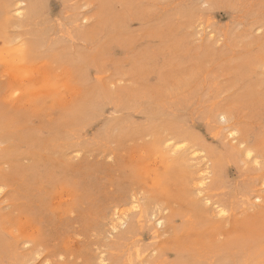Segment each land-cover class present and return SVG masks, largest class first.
Returning <instances> with one entry per match:
<instances>
[{
	"label": "rangeland",
	"instance_id": "rangeland-1",
	"mask_svg": "<svg viewBox=\"0 0 264 264\" xmlns=\"http://www.w3.org/2000/svg\"><path fill=\"white\" fill-rule=\"evenodd\" d=\"M14 1L0 0V264H264V0H30L21 28ZM38 71L55 85L31 84ZM170 134L207 150L204 194L157 149Z\"/></svg>",
	"mask_w": 264,
	"mask_h": 264
},
{
	"label": "bare ground",
	"instance_id": "bare-ground-1",
	"mask_svg": "<svg viewBox=\"0 0 264 264\" xmlns=\"http://www.w3.org/2000/svg\"><path fill=\"white\" fill-rule=\"evenodd\" d=\"M13 2H15L14 0H13ZM87 2V1H86ZM15 5L12 7V8H14L12 11H13V14L11 15V16H6L7 18V21L9 22V23H11V24H13V25H15L16 27H22L23 25H25L26 24V22H24L23 20H22V18H26L27 17V19L28 18H30V17H32V15H34L35 14V11H34V8H33V6H32V4H31V2H30V0H17V2L16 3H14ZM87 4V3H86ZM9 7H10V5H8ZM11 6H12V4H11ZM26 8V10H27V14L26 15H24L23 16V14H24V12H23V9H25ZM6 10H7V7L5 8ZM5 10V11H6ZM5 11H4V13H5ZM7 12V11H6ZM7 14V13H6ZM8 14H10V13H8ZM83 18H85V17H83ZM1 22V21H0ZM3 23H4V21H3ZM9 23H6L7 25H9ZM2 25V24H1ZM4 26V25H3ZM12 26V25H11ZM9 27H10V25H9ZM4 28H6V27H4ZM15 28V27H14ZM7 29V28H6ZM10 29V28H9ZM4 32H5V30H4ZM6 33H7V31H6ZM5 33V35L3 36L4 37V40L6 39V40H8V39H10V36L8 35V34H6ZM9 33V32H8ZM3 34V33H2ZM9 36V37H8ZM13 38H15L14 36H13ZM1 39H3L2 37H1ZM4 40H2V42L4 41ZM6 40H5V42H6ZM11 41H12V39H11ZM1 42V43H2ZM4 43V42H3ZM37 46V45H36ZM43 46V45H42ZM35 47V46H34ZM38 47H40L39 45H38ZM41 48V47H40ZM39 48V49H40ZM19 67V69H16V70H19V72H17L16 71V74L14 75V77L15 76H18V73H20L19 74V76L21 77V75H22V72H23V74H24V72L26 73V74H24V75H26V76H29V75H27V72H28V70H26V71H24V69H23V71H22V69H21V67L20 66H18ZM23 75V76H24ZM38 75L41 77V75L44 77V78H46L47 79V84H49L48 83V80H50V83L52 82L53 83V85L52 86H54L55 84V82H53V81H51V78L50 79H48V75L46 74L45 75V73H42V72H40V71H38L37 73H35V75H33L32 77H31V80H30V83L31 84H34V83H36V81L38 80ZM22 76V77H23ZM19 77V78H20ZM21 77V79H25V77H23L22 78ZM42 77V78H43ZM17 79H18V77H17ZM21 79H19L20 80V84L18 83V85H20L21 86ZM23 79V80H24ZM41 80V79H40ZM39 80V81H40ZM18 81V80H17ZM26 81V80H25ZM46 82V81H45ZM58 82V81H57ZM16 83V82H15ZM27 83V82H26ZM26 83H24V84H26ZM38 83H40V82H38ZM44 83V82H43ZM23 84V83H22ZM23 84V85H24ZM45 85H46V83H44ZM68 84V83H67ZM22 85V86H23ZM19 86V87H20ZM21 86V87H22ZM24 86H26V85H24ZM27 87V86H26ZM17 88V87H16ZM23 88V87H22ZM70 88H72V87H67V89H70ZM75 88V87H74ZM78 88H80V87H78ZM19 89H21V88H19ZM29 90L31 89V88H28ZM36 89V88H35ZM42 89V88H41ZM43 89H44V87H43ZM25 90V89H24ZM23 90V91H24ZM47 90H50V89H47ZM76 90H77V88H76ZM17 91V90H16ZM22 91V92H23ZM37 91V93H38V91H40V90H36ZM70 91V90H69ZM72 91H73V88H72ZM78 92V91H77ZM81 92V91H80ZM41 94H42V92H41ZM40 94V95H41ZM70 94H72V93H70ZM70 94H68V95H70ZM78 94V93H77ZM23 95H24V92H23ZM40 95L38 94V96H35V94H33V97H39L40 98ZM43 95H49V94H43ZM42 95V96H43ZM72 95H74V94H72ZM53 96V95H52ZM55 96V95H54ZM75 96V95H74ZM79 96H80V93H79ZM27 97H29V96H27ZM26 97V95L24 96V99L26 98V102H27V99H32L31 97L30 98H27ZM78 97V96H77ZM76 97V98H77ZM38 98V99H39ZM51 97L49 96V98L48 99H50ZM75 98V99H76ZM78 98H80V97H78ZM77 98V99H78ZM35 99H37V98H35ZM68 99H70V98H68ZM34 101V100H33ZM32 100H30V103L29 104H31V103H35V102H33ZM35 101H37V100H35ZM71 101H73V100H71ZM25 102V103H26ZM29 102V101H28ZM38 102V101H37ZM74 102V101H73ZM75 103V102H74ZM27 104V103H26ZM37 105L39 104V105H41L39 102L38 103H36ZM35 104V105H36ZM70 104V103H69ZM71 104H72V102H71ZM76 104V103H75ZM74 104V105H75ZM34 105V104H33ZM32 105V106H33ZM39 105H38V108L40 109L41 107H43V106H40L39 107ZM32 106H31V108H32ZM73 106V105H72ZM30 107V106H29ZM65 107H67L68 108V106L67 105H65ZM69 107H71V106H69ZM44 108V107H43ZM62 109L64 108L63 106L61 107ZM73 108V107H72ZM66 109V108H65ZM74 109V108H73ZM41 110H42V108H41ZM64 110V109H63ZM69 110H70V108H69ZM68 110V111H69ZM66 111H67V109H66ZM231 111V110H230ZM230 111H228L229 113H231ZM227 112V113H228ZM67 113V112H66ZM221 113H223V112H220L219 114H221ZM227 113H223V114H221V120H223V122L222 123H225V122H227L228 121V119H229V117H231V119H232V116L229 114H227ZM64 115V114H63ZM208 118V117H207ZM217 120H219V119H217ZM234 120V119H233ZM232 120V121H233ZM231 121V120H230ZM229 123H231V122H229ZM226 124V123H225ZM228 124V123H227ZM219 125V124H218ZM221 126V125H220ZM225 126V125H224ZM223 126V127H224ZM223 130H224V128H223ZM167 132V131H166ZM165 132V133H166ZM225 132V131H224ZM228 132V134H226L227 135V137H231V139L233 140V141H235L236 143H237V141H238V136H237V134L239 135V131L236 129V128H231L229 131H227ZM227 132H225V133H227ZM165 133H164V135H165ZM163 134V133H162ZM161 134V135H162ZM169 134V133H168ZM74 135V134H73ZM225 135V136H226ZM160 136V135H159ZM155 137L156 136H154V138H153V142L155 141V140H157V139H155ZM158 138V137H157ZM155 139V140H154ZM161 139V138H160ZM158 139V141L160 142V144H159V142H158V144H157V149H158V145L160 146V149H163L164 148V151L162 150V155H165L168 159H170L169 161H173L172 163H174V165L175 166H177V163H183V164H186L188 167H189V169L191 168H193V166H194V168H195V170L196 171H194L195 172V176H193V174H192V172L190 173H188V174H191V175H189V177L191 178V177H194L193 179H194V181H193V186H189L188 188H187V190L190 192V193H192V192H194V191H197V192H199V193H203L208 187H209V182L210 181H212V179H213V176H214V171L212 170V168H211V166H210V164L212 165V162L210 161V159H208V153H207V150L206 149H201V150H199V147L198 146H196V144H195V142L191 139V138H189V137H178V136H175V135H166L165 137L163 136V139ZM230 138H228V140H229ZM231 139H230V144H231ZM244 141H245V139H244ZM244 141H240L239 142V145H241L242 143H245ZM247 142V141H246ZM232 145V144H231ZM238 145V144H237ZM237 145H235V143H234V146L235 147H237ZM243 146V145H242ZM154 147H155V144H154ZM238 149L240 148L239 146L237 147ZM243 148H245V147H243ZM241 149V148H240ZM243 150V149H242ZM161 151V150H160ZM160 151H158V153L160 152ZM80 152V151H79ZM204 152V153H203ZM242 152V151H241ZM246 152V155L248 156V158L250 157V158H252V159H254L255 160V162L256 163H259L260 162V160L258 159V154H254V150L252 149V148H250V146L248 147V146H246V148H245V151L243 152V153H245ZM264 151H261V154L263 153ZM249 153H252V155L251 156H249ZM158 155V154H157ZM259 155H260V153H259ZM242 156H243V154H242ZM263 156H264V153H263ZM261 157V156H260ZM259 157V158H260ZM157 158V157H156ZM242 158V157H241ZM262 158V157H261ZM167 160V159H166ZM241 160V159H240ZM250 160V159H249ZM168 161V160H167ZM167 161H165V162H167ZM168 161V162H169ZM152 164V163H151ZM168 164V163H167ZM261 164V163H260ZM159 165V164H158ZM181 164H179V166H180ZM174 166V170H175V167ZM259 166H261V165H259ZM182 167H184L183 165H182ZM262 167V166H261ZM158 168H159V166H158ZM172 168V167H171ZM179 168H177V170L176 171H178L177 173H179V172H181L180 170H181V168H180V170H178ZM261 169V168H260ZM159 169H157V171H158ZM183 170V169H182ZM186 170V169H185ZM188 170V169H187ZM176 171H175V173H176ZM184 171V170H183ZM182 171V172H183ZM259 171V170H258ZM174 173V175H176ZM159 175V174H158ZM180 175V174H179ZM256 175H258V174H256ZM187 177V176H186ZM255 177V176H254ZM261 178H262V183H263V186H261L262 188L264 187V176L262 177V176H260ZM155 178H157V180H155L154 182H158L159 180H158V178H159V176L158 177H155ZM154 178V179H155ZM170 178H171V176H170ZM187 179V178H186ZM260 179V178H259ZM259 179H258V181H259ZM252 179H250V181H251ZM187 181V180H186ZM189 181V180H188ZM153 182V181H152ZM153 182V183H154ZM160 182H161V179H160ZM190 182V181H189ZM261 182H259V185H257V187L258 186H260L261 185ZM201 185H203V187H201ZM260 187V188H261ZM259 188V187H258ZM258 188H256L257 190H258ZM263 190V189H262ZM185 191V193L188 195V194H190L188 191L186 192V190H184ZM212 191V190H211ZM210 191V192H211ZM213 191H215V190H213ZM130 192V191H129ZM129 192H127V194L129 193ZM184 193V192H183ZM205 193V192H204ZM203 193V194H204ZM259 193V192H258ZM258 193H256V196H254L255 198L254 199H256V201H261L262 202V200L264 199V193L261 191L259 194ZM263 193V194H262ZM127 194H126V197H127ZM198 194V193H197ZM132 195V194H131ZM134 195V194H133ZM187 195H185V196H187ZM137 196V195H136ZM192 195H190V196H188V197H191ZM245 196H246V194H245ZM201 196L199 195V198H200ZM206 197V196H205ZM208 197V198H207ZM206 197V199H209L210 200V196L208 195ZM244 197V196H243ZM128 198V197H127ZM126 198V199H127ZM191 198H193V197H191ZM198 198V197H197ZM202 198H203V196H202ZM242 198V197H241ZM245 198V197H244ZM231 199V198H230ZM235 199V198H234ZM246 200H247V198H245ZM251 199V198H250ZM250 199H248V200H250ZM139 200H140V198H139ZM139 200H138V202H139ZM212 200V199H211ZM211 200H210V203H211ZM247 200V201H248ZM126 201H128V200H126ZM125 201V202H126ZM251 201H253V200H251ZM250 201V202H251ZM255 201V202H256ZM136 199H135V196L133 197H131V200H130V203L132 204V207L133 208H135V210L137 209V204H136ZM145 202V201H144ZM207 202V201H206ZM214 202V201H213ZM219 202V201H218ZM129 203V204H130ZM152 202H150V204H151ZM153 204V203H152ZM213 204H216V203H213ZM222 204V203H221ZM221 204H219L218 203V205H215V209H212L213 211H215V212H217L219 215H221V212H224V213H226L227 214V209H225L223 206H221ZM252 204V203H251ZM139 205H140V203H139ZM149 205V204H148ZM154 205H155V203H154ZM207 205V204H206ZM230 205H231V200H230ZM229 205V206H230ZM131 206V205H130ZM211 206H214V205H211ZM250 206V205H249ZM256 206V205H255ZM254 207V206H253ZM114 208H116V210L113 212L115 215H116V220L114 221V223H113V229L114 230H116V229H118L119 230V228L120 227H124L126 224H127V217L125 218L124 217V215L123 216H121V215H117L118 213H119V208L117 209V207H114ZM139 208V207H138ZM141 208V207H140ZM145 208V207H144ZM153 208V207H152ZM166 208V207H165ZM231 208V207H230ZM131 210V209H130ZM138 210V209H137ZM146 210H147V208L145 209V212H146ZM149 210V209H148ZM165 210V209H164ZM123 211H125V210H123ZM134 211V210H133ZM140 212V211H139ZM121 213V212H120ZM128 213V212H127ZM142 213V212H141ZM140 213V214H141ZM122 214H124V213H122ZM153 215V214H152ZM126 216V215H125ZM128 216V215H127ZM131 215H129V217H130ZM153 216H157V215H153ZM223 216H225V215H223ZM221 217H222V215H221ZM156 218H158V217H155V219ZM163 218V217H162ZM162 218L161 217H159L158 219H156L157 220V225H162V223H163V220H162ZM140 219V218H139ZM142 219V218H141ZM149 219H151V221L154 219V218H149ZM114 220V219H113ZM112 220V221H113ZM129 220V219H128ZM155 220V221H156ZM140 222V221H139ZM142 222V221H141ZM140 222V223H141ZM147 222V221H146ZM136 223H138V221L136 222ZM111 224H112V222H111ZM144 224V223H143ZM142 224V225H143ZM149 224H150V221H149ZM151 227V226H150ZM155 228V227H154ZM153 228V229H154ZM122 229V228H121ZM139 229H141L140 228V226H139ZM152 233H154V231L152 230ZM114 235V234H113ZM121 241V240H120ZM131 241V240H130ZM133 243H134V241H133ZM132 243V245H134ZM139 242H137V244H138ZM129 243H127V245H128ZM142 244V243H141ZM140 244V245H141ZM112 245V244H111ZM130 245V244H129ZM131 245V246H132ZM136 246V245H135ZM143 246V245H142ZM110 247V246H109ZM128 247V246H127ZM145 247H146V245H145ZM141 248V247H140ZM130 249V248H129ZM144 249V248H143ZM115 250H116V248H115ZM123 250V249H122ZM133 250V249H132ZM117 251V250H116ZM125 251V250H124ZM131 251V250H130ZM142 251H145V250H142ZM149 251V250H148ZM121 252H123V251H121ZM127 252H129L128 251V248H127ZM139 252H140V254L142 253L141 252V250H139ZM138 252V253H139ZM126 253V252H125ZM132 253V252H131ZM123 254V253H122ZM121 254V255H122ZM127 254V253H126ZM125 254V255H126ZM120 255V254H119ZM128 255V254H127ZM136 255V252H135V254H134V256ZM133 256V255H132ZM129 257H130V254H129ZM125 259H126V257H124ZM123 258V259H124ZM142 258H144V257H142ZM137 259H139V257L137 258ZM105 260H106V258H105ZM104 260V261H105ZM132 260H135V258L134 257H132ZM136 261H138V260H135L134 262H136ZM140 261V260H139ZM145 261V260H144ZM146 261H148V260H146ZM123 263V262H122ZM124 263H126V262H124ZM142 264V263H141Z\"/></svg>",
	"mask_w": 264,
	"mask_h": 264
},
{
	"label": "snow or ice",
	"instance_id": "snow-or-ice-1",
	"mask_svg": "<svg viewBox=\"0 0 264 264\" xmlns=\"http://www.w3.org/2000/svg\"><path fill=\"white\" fill-rule=\"evenodd\" d=\"M251 155H252V153H249V156H251ZM201 187H203V185H201ZM0 191H3V189L0 188ZM201 195H202V193H201ZM257 202L259 203V201H257ZM221 215H226V213L221 212ZM49 255H51V253H49ZM60 259L63 260V257H61ZM40 264H54V261H52V260L40 261ZM101 264H105V262L102 260Z\"/></svg>",
	"mask_w": 264,
	"mask_h": 264
}]
</instances>
